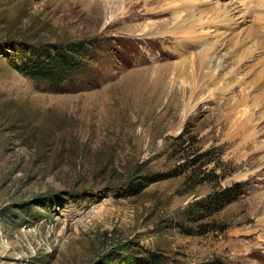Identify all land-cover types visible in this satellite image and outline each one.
<instances>
[{
  "label": "rangeland",
  "instance_id": "374dc122",
  "mask_svg": "<svg viewBox=\"0 0 264 264\" xmlns=\"http://www.w3.org/2000/svg\"><path fill=\"white\" fill-rule=\"evenodd\" d=\"M201 1L236 10L227 30L204 28L211 42L216 27L233 40L220 48L218 83L207 86L217 98L229 90L231 107L216 116L210 109L222 101L204 94L181 125L194 99L183 96L191 71L178 65L194 53L162 35L173 14H160L161 4L0 0V264H145L152 255L163 264H264V17L258 0ZM77 44L89 67L62 91L14 68L24 55ZM232 121L249 124L258 149L232 136ZM159 174L168 179L135 194ZM235 185L236 201L204 220L184 218Z\"/></svg>",
  "mask_w": 264,
  "mask_h": 264
},
{
  "label": "bare ground",
  "instance_id": "6f19581e",
  "mask_svg": "<svg viewBox=\"0 0 264 264\" xmlns=\"http://www.w3.org/2000/svg\"><path fill=\"white\" fill-rule=\"evenodd\" d=\"M146 3L148 5L161 4L159 7L160 12L166 10L168 11V13L170 12L171 14H173V17H171L170 19L166 20L163 23L165 24V28L163 27L162 35H164L165 38L175 37L177 39L179 46L183 49L182 54H184V56L189 54L191 55L194 53L193 55H191V57H188L186 60L183 59L184 60L183 63L178 65L179 68H181V70L184 69V72L185 69L191 71L189 74L190 77L189 79L192 81V86L191 89H186V92L183 96L187 98L188 95H191V99L192 98L194 99L193 100L194 104H192L191 102L187 103L180 124L182 125L184 121L187 119L189 112L193 110L195 107H197L198 102L201 101L200 96L207 93L210 101L211 100L215 101L216 99H220L222 101L218 107L214 109H210V113L216 112L215 113L216 116H222L223 111L231 107L230 105L231 98H227V94L225 95V91H229V90L222 88V90H224V93L217 98L215 97L216 91L210 89L207 90V86L209 85L214 86L216 83H218L217 78L219 74L217 75V73L225 69L224 65L222 63H219L218 61L219 54L221 52L220 48L232 47L233 45L231 43L233 40H231L230 42H228V40L226 41L227 37L224 38L223 34H219V31L217 30L218 28L216 27L214 31L215 35L212 36L214 40L216 39L218 41L211 42L212 39L207 38V36L211 34L207 32L205 33L204 28L208 27L211 29V27H215V25H219V26H224V30H227L226 28L228 24H231L233 21L236 20L237 17L235 15L236 10H232V8H230L229 6L216 7L215 3L213 2L208 7H204L207 6V4L201 0H193V1L192 0H147ZM257 3L258 5L257 4L256 5L258 8L257 9L258 12H262L264 14V0H258ZM160 14L167 15L162 12ZM263 14L261 16L262 18L264 17ZM205 18H207V20L204 21L203 19ZM198 48H200L201 51L198 53V55H196L197 52L195 50ZM250 51L251 49L248 50L247 52L245 51L241 55V60L243 58L248 59L249 58L248 55L250 54ZM236 55L235 57H237ZM240 82L242 81L238 80V83ZM242 112H240L239 117L236 118L235 123L238 119L241 120V118L243 117ZM228 114H229L228 115L229 119L233 120L237 115V111L235 110V112H233L232 110V114H233L232 115L229 110ZM240 122L242 123V121ZM235 123L232 121L230 124V127L231 125H233L232 133H231L232 136H234L233 134H235L237 136V137L234 136L235 138L237 139L242 138V144L243 145L247 144L245 147L246 150L258 149L260 145V143H258L259 141L256 138L251 139V136L248 135L249 124L247 123L246 126L236 128ZM260 126L261 124L255 126L256 128L254 132L255 136L263 135L262 128H260ZM223 127H227V126L223 124Z\"/></svg>",
  "mask_w": 264,
  "mask_h": 264
},
{
  "label": "trees",
  "instance_id": "16d2710c",
  "mask_svg": "<svg viewBox=\"0 0 264 264\" xmlns=\"http://www.w3.org/2000/svg\"><path fill=\"white\" fill-rule=\"evenodd\" d=\"M64 50L56 48L53 52L42 49L41 52H34L28 57L24 55L22 63L15 64L14 68L37 84H43L45 90L62 91L68 86L75 84V77L86 66L84 58L88 57L84 51L83 44ZM79 46V47H77ZM167 175H153L149 178H142V181L133 186L135 194L144 191L150 185L167 180ZM205 181V180H203ZM240 186H232L221 190L205 200H199L191 204L184 214V218L191 222L204 220L206 216H211L214 212L220 211L223 207L237 200L240 195ZM183 225L178 227L182 228ZM145 264H163L157 256L149 257ZM222 264V263H216Z\"/></svg>",
  "mask_w": 264,
  "mask_h": 264
}]
</instances>
